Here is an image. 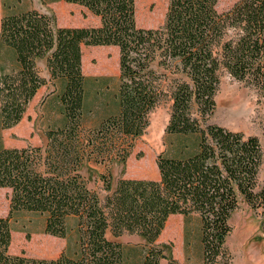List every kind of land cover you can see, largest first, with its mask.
<instances>
[{"label":"trees","instance_id":"trees-1","mask_svg":"<svg viewBox=\"0 0 264 264\" xmlns=\"http://www.w3.org/2000/svg\"><path fill=\"white\" fill-rule=\"evenodd\" d=\"M52 1L80 5L100 25L60 27L50 14L17 13L14 0H2L0 48L15 53L19 68L0 69V131L17 126L38 91L54 81L63 84L65 125L47 131L42 146L8 148L0 135V188L11 190L9 215L0 217V264H124V247L116 239L125 233L148 247L143 264H181L157 241L170 217L194 213L201 220L204 264H229V220L242 202L262 211L264 239L259 139L206 125L222 70L264 91V0H240L223 13L218 0H169L165 23L157 29L137 26L136 0ZM84 46L118 47L120 76L118 113L83 134ZM165 97L172 101L167 133L197 136L196 149L185 157L159 155V180L122 178L113 186L110 176L101 175L107 193L102 199L82 169L93 161L125 163ZM19 211L44 214V233L56 238H66L67 220L75 218L73 255L68 246L56 259L11 254V221Z\"/></svg>","mask_w":264,"mask_h":264},{"label":"rangeland","instance_id":"rangeland-1","mask_svg":"<svg viewBox=\"0 0 264 264\" xmlns=\"http://www.w3.org/2000/svg\"><path fill=\"white\" fill-rule=\"evenodd\" d=\"M11 1V0H10ZM17 2V0H14ZM240 0H218L217 10L227 12ZM15 12L37 10L52 15L60 27H97L98 18L87 15L81 7L70 6L65 1L21 0ZM169 0H136V23L140 28L157 29L164 25ZM83 74L88 78L85 114L82 132L88 133L100 127L109 117L118 113L117 92L120 76V50L116 46H84L82 48ZM19 64L13 51L0 48V69L17 70ZM38 69L49 80L43 62ZM61 81L45 85L29 104L23 120L15 127L1 130L2 143L8 148L42 146L46 132L61 129L65 118L59 94ZM52 91H55L51 95ZM52 96L50 99H47ZM216 108L206 125H219L225 129L257 137L264 153V91L232 77L226 70L220 72V84L216 94ZM172 101L165 97L149 115V126L143 136L133 142L131 154L125 163H87L82 174L91 189L103 199L106 196L101 175L110 176L113 186L119 179L159 180L157 158L185 157L194 152L198 137L195 135L168 134ZM264 184V160L258 185ZM11 190L0 188V217L10 211ZM263 215L246 202H242L229 220L232 232L225 248L230 256L229 264H264V239L261 232ZM46 216L41 213L19 211L11 221L12 244L10 253L40 259H56L68 246L73 255L77 241V221L67 220L66 238H56L44 233ZM110 239H114L108 233ZM124 247V264H143L148 247L138 235L125 233L116 239ZM166 255H172L181 264H204L201 244V220L199 214L174 215L168 220L157 241ZM161 264H168L167 260Z\"/></svg>","mask_w":264,"mask_h":264},{"label":"crops","instance_id":"crops-1","mask_svg":"<svg viewBox=\"0 0 264 264\" xmlns=\"http://www.w3.org/2000/svg\"><path fill=\"white\" fill-rule=\"evenodd\" d=\"M19 1H21V0H17V6L18 5H20V3H19ZM67 3V2H66ZM69 5L70 6H78V7H81L82 9H83V11L87 14V15H89L90 17H93V18H98V17H95L94 15H92V13L90 12V11H88L86 8H84V7H82V6H80V5H77V4H73V3H69ZM5 13H6V10H4V8H3V5H2V0H0V28H1V21H2V19H3V17H4V15H5ZM99 19V18H98ZM99 21H100V19H99ZM100 25V23L97 25V26H99ZM44 63V62H43ZM45 65V64H44ZM46 68V67H45ZM43 88V87H42ZM41 88V89H42ZM41 89L38 91V93L41 91ZM37 93V94H38ZM37 96V95H36ZM35 96V97H36ZM34 97V98H35ZM51 98V96L50 97H48L47 99H50Z\"/></svg>","mask_w":264,"mask_h":264}]
</instances>
